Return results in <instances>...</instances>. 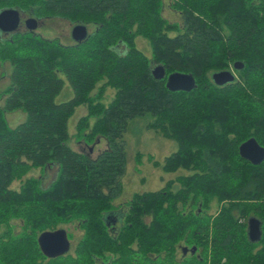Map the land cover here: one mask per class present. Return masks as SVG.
Listing matches in <instances>:
<instances>
[{
	"label": "trees",
	"instance_id": "trees-1",
	"mask_svg": "<svg viewBox=\"0 0 264 264\" xmlns=\"http://www.w3.org/2000/svg\"><path fill=\"white\" fill-rule=\"evenodd\" d=\"M168 3L179 20L164 15V0H0V10L95 26L71 44L0 30V60L12 67L0 91V264H264V161L239 152L250 138L264 146V0ZM138 36L150 42L151 58ZM236 61L244 64L236 79L216 84L213 73ZM153 64L164 66L165 77ZM173 72L192 74L197 85L170 90ZM64 77L73 95L58 102ZM107 87L115 90L109 103ZM85 104L81 133L88 143L107 142L96 157L69 145V120ZM20 109L26 119L12 127L6 114ZM147 115L148 129L177 143L154 165L189 173L135 193L116 219L124 135L130 120ZM54 166L47 187L36 176L12 186L32 169ZM251 217L262 222L256 242ZM71 222L83 230L73 250L45 255L40 234Z\"/></svg>",
	"mask_w": 264,
	"mask_h": 264
},
{
	"label": "rangeland",
	"instance_id": "rangeland-1",
	"mask_svg": "<svg viewBox=\"0 0 264 264\" xmlns=\"http://www.w3.org/2000/svg\"><path fill=\"white\" fill-rule=\"evenodd\" d=\"M164 2L166 3L163 10L164 15L170 20H179L180 18L178 15H176L169 8L168 2H170V0H164ZM19 11L23 22L20 31H25L27 28L25 27L24 21L29 17H35L37 19L38 17L34 16L30 12H23L22 10ZM39 22L40 26L37 30H35L36 33L46 38H59V40L65 44H71L75 42L72 37V29L78 23L71 22L70 20L61 17L43 18L39 20ZM85 25L87 26L89 32H93L95 30L94 25ZM136 44L144 54L150 58L152 57V48L150 42L146 38L138 36L136 38ZM120 49H123V47ZM156 66V64H153V68ZM11 69V64L8 61L0 60L1 92L10 85ZM233 71L237 75L235 68H233ZM97 92V90H94L92 94ZM114 94L115 90L112 87H107L104 93L105 102L109 103L112 100ZM72 95V88L65 78V86L61 93L57 96V101L62 102L68 100L72 97ZM87 112L88 106L86 104L80 105L70 118L69 129L71 138L69 140V145L78 151H84L91 154L93 157H96L102 150L106 149L107 142L104 138L96 140L95 143H88L89 141L87 142L88 139H86L83 133H81L83 132L81 131L83 129H80L78 126L79 119L86 115ZM6 116L9 124L12 127H15L26 119L27 114L20 109L12 113H7ZM149 120V115L130 120L127 131L125 132L124 139L127 152V164L126 172L121 179L123 193L115 200V205L118 211L113 213V215L116 217V219H119L120 214L127 209L126 205L135 193L161 189L165 186L168 180L176 179L180 175L189 173L185 169H179L176 172H165L162 167L154 165V160L163 162L166 157L171 155L177 149V143L172 139L163 137L161 134L152 129H148L146 124ZM57 173L58 167L56 166L47 170L41 168L32 169L23 177V179L15 180L12 186L14 188H19L21 183L27 177L36 176L41 177L42 185L47 187L54 180ZM217 209L218 202H214L211 213L216 212ZM60 228H63L67 231L71 246L70 249L73 250L78 240L82 236V228L79 226L78 222L67 223L61 225ZM185 254L187 255V252ZM180 256H182L181 249L179 252V257Z\"/></svg>",
	"mask_w": 264,
	"mask_h": 264
},
{
	"label": "water",
	"instance_id": "water-1",
	"mask_svg": "<svg viewBox=\"0 0 264 264\" xmlns=\"http://www.w3.org/2000/svg\"><path fill=\"white\" fill-rule=\"evenodd\" d=\"M25 27L30 31H35L40 26V22L35 17H29L25 20ZM22 26V16L17 8H5L0 10V30L5 33H13L20 30ZM90 35L87 26L84 23L76 24L72 29V37L76 42H82ZM244 66L243 62L236 61L234 68L239 70ZM157 78H163L166 75L164 66L157 65L153 68ZM236 74L233 70H222L213 73V80L218 85H225L233 82ZM195 78L192 74L173 72L168 75L167 87L172 91L185 90L190 91L196 86ZM240 155L253 164H260L264 161V146L255 138H250L243 142L239 147ZM248 235L251 241H259L262 237V222L256 217H251L248 221ZM40 248L48 257H57L70 250V240L65 229L46 230L38 238ZM196 247L193 248V252ZM185 247L184 251L187 252Z\"/></svg>",
	"mask_w": 264,
	"mask_h": 264
},
{
	"label": "flooded vegetation",
	"instance_id": "flooded-vegetation-1",
	"mask_svg": "<svg viewBox=\"0 0 264 264\" xmlns=\"http://www.w3.org/2000/svg\"><path fill=\"white\" fill-rule=\"evenodd\" d=\"M38 20H41V19L38 18ZM24 23H25V21H24ZM22 24H23V22H22ZM21 27H22V26H21ZM38 28H39V27H38ZM3 33L6 34L5 32H3Z\"/></svg>",
	"mask_w": 264,
	"mask_h": 264
}]
</instances>
